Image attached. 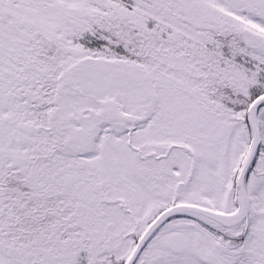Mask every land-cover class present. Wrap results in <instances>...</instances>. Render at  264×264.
<instances>
[{
  "label": "snow or ice",
  "instance_id": "1",
  "mask_svg": "<svg viewBox=\"0 0 264 264\" xmlns=\"http://www.w3.org/2000/svg\"><path fill=\"white\" fill-rule=\"evenodd\" d=\"M0 264H264V0H0Z\"/></svg>",
  "mask_w": 264,
  "mask_h": 264
}]
</instances>
